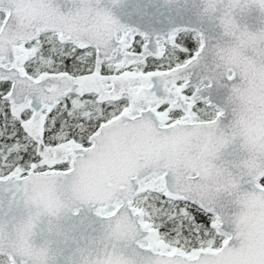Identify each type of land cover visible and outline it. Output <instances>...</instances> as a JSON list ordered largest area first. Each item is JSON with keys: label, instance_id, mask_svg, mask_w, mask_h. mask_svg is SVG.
Masks as SVG:
<instances>
[{"label": "snow or ice", "instance_id": "obj_1", "mask_svg": "<svg viewBox=\"0 0 264 264\" xmlns=\"http://www.w3.org/2000/svg\"><path fill=\"white\" fill-rule=\"evenodd\" d=\"M0 264H264V0H0Z\"/></svg>", "mask_w": 264, "mask_h": 264}, {"label": "water", "instance_id": "obj_2", "mask_svg": "<svg viewBox=\"0 0 264 264\" xmlns=\"http://www.w3.org/2000/svg\"><path fill=\"white\" fill-rule=\"evenodd\" d=\"M128 11H129V6L124 5L121 6L120 8L114 9L115 14L121 18L122 20L127 21L128 20ZM181 15L184 16L185 20L188 19H194L193 12L190 10L189 12L182 13ZM245 21L249 25L250 29L255 30L256 28L261 27V21L256 13H251L248 17L245 18ZM208 27V34L209 35H216L218 33L217 30H213L211 26H206Z\"/></svg>", "mask_w": 264, "mask_h": 264}]
</instances>
